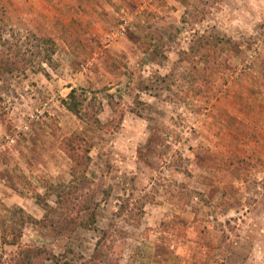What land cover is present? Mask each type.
Here are the masks:
<instances>
[{
  "label": "rangeland",
  "instance_id": "374dc122",
  "mask_svg": "<svg viewBox=\"0 0 264 264\" xmlns=\"http://www.w3.org/2000/svg\"><path fill=\"white\" fill-rule=\"evenodd\" d=\"M102 1L0 0V37L59 44L48 73L0 72L1 262L17 236L93 251L95 230L62 236L4 208L41 219L36 193L54 204L50 185L72 178L61 139L81 132L90 182L67 207L89 198L99 227L126 230L120 264H264V0ZM74 87L107 127L63 104Z\"/></svg>",
  "mask_w": 264,
  "mask_h": 264
},
{
  "label": "trees",
  "instance_id": "16d2710c",
  "mask_svg": "<svg viewBox=\"0 0 264 264\" xmlns=\"http://www.w3.org/2000/svg\"><path fill=\"white\" fill-rule=\"evenodd\" d=\"M0 72L7 75H26L29 70L48 73L47 65L52 66L58 51V41L52 35H39L35 32H12L7 37H0ZM85 88L74 87L63 98V104L78 118L97 129H103L110 123L104 122L99 114L101 101L97 97H89ZM99 103V105H98ZM61 148L72 160L70 182L51 184L56 194L54 204L45 195L37 192V202L44 209V215L37 219L26 213L23 207H4L14 213L19 211L24 215V222L31 220L46 227L50 231L62 235L73 236L81 229L95 230L98 237L93 251L87 256L69 247L62 252H54L46 245L22 244L18 236L12 241L19 249L8 262L0 264H120L123 256L126 230L116 222L110 221L105 227L98 226V212L91 207V199L79 201L77 209L67 207L71 203L67 192H72L76 184L88 185V167L91 161L92 143L81 132H74L61 139ZM236 168H242L247 160L236 154L233 158Z\"/></svg>",
  "mask_w": 264,
  "mask_h": 264
},
{
  "label": "crops",
  "instance_id": "0c3cea01",
  "mask_svg": "<svg viewBox=\"0 0 264 264\" xmlns=\"http://www.w3.org/2000/svg\"><path fill=\"white\" fill-rule=\"evenodd\" d=\"M76 1L77 0H70V2H72V3H75L76 4ZM84 1H86L85 3H86V6H88V3L90 2V0H84ZM96 2L94 3V5H95V8H101V3L100 2H103L102 0H95ZM100 1V2H99ZM86 9L88 8V7H85ZM87 13L90 15V12L89 11H87ZM92 13V12H91ZM94 14H96V15H98V17L100 16L99 14H98V12L96 13L95 12V10H94Z\"/></svg>",
  "mask_w": 264,
  "mask_h": 264
}]
</instances>
